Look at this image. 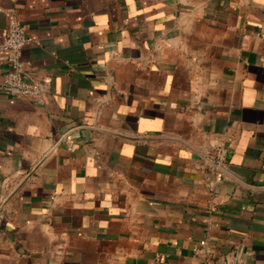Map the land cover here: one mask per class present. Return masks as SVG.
<instances>
[{
    "label": "crops",
    "instance_id": "obj_1",
    "mask_svg": "<svg viewBox=\"0 0 264 264\" xmlns=\"http://www.w3.org/2000/svg\"><path fill=\"white\" fill-rule=\"evenodd\" d=\"M12 14L45 94L0 91V264H264V0Z\"/></svg>",
    "mask_w": 264,
    "mask_h": 264
},
{
    "label": "built area",
    "instance_id": "obj_2",
    "mask_svg": "<svg viewBox=\"0 0 264 264\" xmlns=\"http://www.w3.org/2000/svg\"><path fill=\"white\" fill-rule=\"evenodd\" d=\"M29 43L25 27L12 14L7 34L0 44V91L40 102L45 94V87L40 82L27 79L23 60V51ZM61 142H70L66 134L62 135Z\"/></svg>",
    "mask_w": 264,
    "mask_h": 264
}]
</instances>
